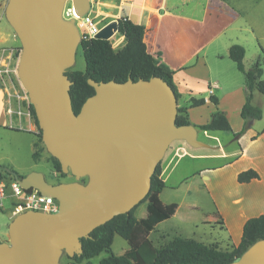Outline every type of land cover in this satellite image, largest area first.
Returning <instances> with one entry per match:
<instances>
[{"label": "water", "instance_id": "obj_1", "mask_svg": "<svg viewBox=\"0 0 264 264\" xmlns=\"http://www.w3.org/2000/svg\"><path fill=\"white\" fill-rule=\"evenodd\" d=\"M66 1L8 0L5 7L21 44L18 78L34 108L42 142L62 173L75 181L53 185L40 172L20 180L22 188L56 199L59 210L15 217L9 240L0 243V264H62L63 257L81 256V239L144 202L173 143L207 147L195 126L176 124L178 98L160 77L124 83L88 79L95 93L75 114L73 82L66 72L76 64L82 37L73 20L63 19ZM72 1L80 17L89 12L90 0ZM118 32L115 20L95 39L109 41ZM229 264H264V240Z\"/></svg>", "mask_w": 264, "mask_h": 264}, {"label": "crops", "instance_id": "obj_2", "mask_svg": "<svg viewBox=\"0 0 264 264\" xmlns=\"http://www.w3.org/2000/svg\"><path fill=\"white\" fill-rule=\"evenodd\" d=\"M1 1L0 62L11 57L12 64H17L21 44L5 19L6 4ZM98 3L108 6L115 20L126 17L145 28L147 52L158 67L173 74L180 95L178 108H187L193 126L210 123L217 113L223 114L231 126L229 132L198 129V139L207 145L204 148H192L184 141L171 145L161 162L160 177L165 188L159 199L164 205H177V210L150 235L165 233L162 237L167 238L175 232V237L232 251L241 244L246 222L264 215V95L255 92L252 100L253 105L262 108V119L236 140L234 134L241 132L244 125L241 111L246 103L245 78L230 59L229 50L234 45L244 47L245 68L248 70L259 62L264 80V0H99ZM116 34L120 35L123 48L126 39L121 33ZM25 97L26 91L17 78L8 81L0 77V129L33 134L36 141L25 144L23 151L31 153L33 149L34 154L39 127ZM212 97L218 100L217 105L211 101ZM192 99H204L205 104L190 107ZM40 158V152L38 159L33 157L35 161ZM186 166L192 167L193 172L186 171ZM1 167L18 170L25 176L32 172L27 168L20 171L14 165ZM248 170L255 171L259 179L239 183L238 175ZM200 192L206 193L214 216L196 220L190 214L196 208L194 197ZM146 217L147 206L145 215L139 219ZM192 219V225L199 222L204 225L198 239L185 237L186 231L181 228L182 221ZM173 220L179 221L181 227L171 225L158 231Z\"/></svg>", "mask_w": 264, "mask_h": 264}, {"label": "trees", "instance_id": "obj_3", "mask_svg": "<svg viewBox=\"0 0 264 264\" xmlns=\"http://www.w3.org/2000/svg\"><path fill=\"white\" fill-rule=\"evenodd\" d=\"M118 26L119 33L126 39V45L118 52H115L110 42L106 40L83 39L81 41L80 48L86 63L85 71L71 69L66 72L73 82L70 95L75 114L80 112L85 101L95 93L94 88L88 84V79L98 83L112 80L124 83L128 79L137 82L140 79L149 80L152 77H160L170 85L176 97L178 99L180 97L173 82V74L158 67L154 63L153 57L147 52L144 43L145 28L126 17L118 20ZM229 57L236 63L238 70L245 78L246 103L241 111L244 125L241 132L234 134V137H242L256 121L263 117L262 108L252 104L255 92L264 95L263 69L259 62L248 70L245 68L243 63L245 49L240 45L230 48ZM211 101L218 104V100L214 97L211 98ZM204 104V99H192L190 107ZM31 111L38 125L32 106ZM176 124L178 126L191 125L187 108H178ZM195 127L201 131H231L227 118L221 113L215 114L210 123ZM39 132L40 136L35 145L36 151L33 154L34 159L39 158L37 147L39 141L42 142L40 129ZM52 161L57 171L65 176L60 163L54 158ZM0 169L3 167L0 166ZM6 171L13 174L19 181L24 178L13 170L7 169ZM161 172L162 167L159 164L152 179L151 191L142 202V204L147 203L145 219L138 220L136 218L135 212L138 206L129 214L116 216L96 228L89 238L81 239L83 253L73 259L65 257L69 263L73 261L75 264H80L86 261V264H91L92 259L106 253L108 256L103 258L99 264H229L238 260L254 243L264 240V215H261L246 222L241 244L232 251H222L215 246H207L196 240L182 237H174L165 246L156 247L147 235L151 234L158 224L171 219L177 210V205H164L159 199V195L165 188V183L160 177ZM255 179H259V175L253 170L238 175L239 183H249ZM137 228L143 230L145 237L138 238ZM116 236L122 238L129 246V249L121 256L112 253V245Z\"/></svg>", "mask_w": 264, "mask_h": 264}, {"label": "rangeland", "instance_id": "obj_4", "mask_svg": "<svg viewBox=\"0 0 264 264\" xmlns=\"http://www.w3.org/2000/svg\"><path fill=\"white\" fill-rule=\"evenodd\" d=\"M8 0H2L1 2L7 4ZM99 0H93L94 2V8L98 10V12H103V16H106V19L104 22H112L115 21L113 13L110 11V8L108 6L98 4ZM67 6H71L70 2H67ZM6 19V18H5ZM120 35L114 34L112 37V41H116L120 39ZM120 43V41H119ZM122 45L119 44V47L116 48V50H120ZM86 68L85 59L83 56V52L81 48H78L77 55H76V64L73 67V70L84 72ZM7 129H0V165L1 166H10L14 165L16 169H20V171H23L21 169H31L32 172H40L45 176V179L50 184H59V183H69L75 181L74 177L70 174H67L65 176H62L60 172L57 171V169L54 166V163L52 161L51 155L47 152L43 142L39 141L37 151L40 152L41 158L37 161L33 159V149L32 152L25 153L23 151L25 144H29L32 142V144L36 141L35 136L29 132L20 131L21 134H15L13 131L7 130ZM37 136L39 138L40 132L37 130ZM177 142V141H176ZM175 144V143H173ZM185 170L188 172H193V168L190 166H186ZM20 176H25V174H21L22 172H19L18 170L15 171ZM196 200V208L191 211L190 217H196V220L205 219L208 217L214 216V207L209 202V199L204 192H200L197 196L194 197ZM147 203L141 204L138 206L135 216L138 220L141 216H144L146 213V205ZM9 205H6L5 210L0 213V242H3L4 239H6L7 233H8V227L11 223L10 216H9ZM194 219L190 221H182L181 224L183 227L178 226L180 224L179 221L173 220L171 223L162 225L159 227L158 231H165L168 226L175 225L176 228L181 227L186 231L185 237H191L194 239H198L200 232L202 231V228L204 225L203 223L199 222L197 224L190 223ZM196 227H199L197 230ZM180 228V229H181ZM180 233V232H179ZM214 233V232H212ZM165 233H158L155 232L153 235H150V239L153 241L154 245L156 247H163L166 244H168L176 235L175 232H172L170 236L162 237ZM147 235V236H149ZM183 235V234H181ZM137 236L138 238L145 237V233L141 228H137ZM9 240V236L7 237ZM129 247L127 243L120 238L119 236H116L112 245V253L116 256H121L123 252L128 250ZM108 254L103 253L100 256L92 259L90 262L91 264H99V262L107 257ZM62 264H68L69 261L65 257L62 258ZM87 262L84 261L80 264H86Z\"/></svg>", "mask_w": 264, "mask_h": 264}, {"label": "built area", "instance_id": "obj_5", "mask_svg": "<svg viewBox=\"0 0 264 264\" xmlns=\"http://www.w3.org/2000/svg\"><path fill=\"white\" fill-rule=\"evenodd\" d=\"M68 1L71 4L69 7L67 6ZM62 16L66 21L73 20L75 22L82 40L95 39L97 34L110 23V21L103 23V21L106 19V16H103L101 12H98V10L94 8L93 0H90L89 12L82 17L77 14L73 6V1L67 0ZM109 42L115 52H118L122 49L119 48L120 50H116L120 44L118 40L112 41L111 38ZM19 61L20 59H18L17 64H12L11 57L2 60L0 62V77L8 81L13 77L19 80ZM25 99L28 104V108H31L27 93ZM19 114H22V112H19ZM6 205H9L10 208L9 218L11 221L20 214L29 211L55 214L59 210V202L56 199L44 196L39 191L34 189L28 191L27 189L22 188L20 181L13 174L7 172L4 169H0V213L5 210Z\"/></svg>", "mask_w": 264, "mask_h": 264}, {"label": "flooded vegetation", "instance_id": "obj_6", "mask_svg": "<svg viewBox=\"0 0 264 264\" xmlns=\"http://www.w3.org/2000/svg\"><path fill=\"white\" fill-rule=\"evenodd\" d=\"M75 179V178H74ZM60 184V183H59ZM53 185H55V184H53ZM5 241H8V239H6Z\"/></svg>", "mask_w": 264, "mask_h": 264}]
</instances>
